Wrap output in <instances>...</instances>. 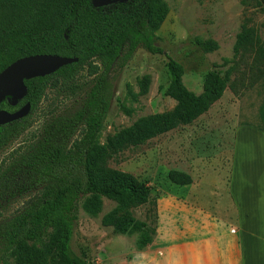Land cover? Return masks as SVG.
<instances>
[{"label":"trees","instance_id":"1","mask_svg":"<svg viewBox=\"0 0 264 264\" xmlns=\"http://www.w3.org/2000/svg\"><path fill=\"white\" fill-rule=\"evenodd\" d=\"M240 2L264 10V0ZM167 10L165 0H116L101 6L91 0H0V71L29 55L76 57L50 74L24 79L26 94L14 105L5 99L0 103L7 111L29 104L26 115L0 124V155L8 150L0 156V201L28 195L20 210L0 222V244L11 264H92L76 255L70 242L78 208L96 216L103 197L114 206L101 215L102 225L115 234L135 233L137 249L151 242L154 226L135 218L131 208L149 201L152 186L109 167L107 161L128 147L190 124L222 95L232 73V66L224 68L227 59L213 64L195 93L182 83L181 64L167 57L163 93L174 101L172 107L140 116L100 142L111 98L110 67L123 45V61L138 46L161 53L154 32ZM195 41L204 52L217 48L211 39ZM232 52L249 59L248 69L262 79L264 97V42L254 26L241 23ZM147 83V76L137 80L138 94L146 92ZM47 88L72 96L71 109L49 112L36 135L11 148L31 126V114ZM120 109L131 113L123 105ZM250 125L264 133V98L259 123ZM167 178L176 185L191 182L188 173L176 169L168 170Z\"/></svg>","mask_w":264,"mask_h":264},{"label":"rangeland","instance_id":"2","mask_svg":"<svg viewBox=\"0 0 264 264\" xmlns=\"http://www.w3.org/2000/svg\"><path fill=\"white\" fill-rule=\"evenodd\" d=\"M165 2L166 16L154 32V43L161 53L152 54L138 46L123 61V45L108 71L111 98L99 141L140 116L172 107L174 101L163 93L167 81L164 66L167 57L181 64L182 83L195 93L200 91L204 74L213 64L227 59L224 68L232 66V73L222 95L190 124L157 135L144 144L128 147L107 161L109 167L129 172L152 186L149 201L131 208V213L155 229L158 213L167 198L187 202L194 208L212 209L214 202L227 204L224 173L229 150L235 148L242 152L260 144L257 136L262 133L250 124L259 123L264 98L262 79L248 69L249 59L233 56L232 52L235 34L242 22L254 26L264 42V10L243 5L240 0ZM195 38L214 40L217 48L204 52ZM142 76H147L148 83L146 92L138 94L137 80ZM56 93L49 88L45 90L44 97L31 114V126L11 143V148L22 146L33 134L36 135L43 116L49 112L71 109L72 96L66 98L62 93ZM120 105L130 108V115H126ZM170 169L189 173L191 182L185 185L171 183L167 178ZM27 197L23 194L2 199L0 222L20 210ZM113 206V201L103 197L101 210L96 216L78 208L70 242L72 251L92 264H154L151 257L156 232L147 246L137 249L135 233L115 234L111 227L101 224V215ZM260 237H249L245 241L247 248L243 264H264V238ZM11 263L9 252L0 244V264Z\"/></svg>","mask_w":264,"mask_h":264},{"label":"crops","instance_id":"3","mask_svg":"<svg viewBox=\"0 0 264 264\" xmlns=\"http://www.w3.org/2000/svg\"><path fill=\"white\" fill-rule=\"evenodd\" d=\"M260 133L257 138L262 140L254 149L229 150L226 205L214 202L212 209H205L165 200L155 229L154 264H243L245 241L264 238V133Z\"/></svg>","mask_w":264,"mask_h":264},{"label":"water","instance_id":"4","mask_svg":"<svg viewBox=\"0 0 264 264\" xmlns=\"http://www.w3.org/2000/svg\"><path fill=\"white\" fill-rule=\"evenodd\" d=\"M94 6H101L116 0H91ZM76 57H65L51 54H36L21 57L11 62L0 71V103L5 99L14 105L26 94L24 79L50 74L59 67L75 62ZM29 111L25 102L13 111L0 109V124L21 118Z\"/></svg>","mask_w":264,"mask_h":264}]
</instances>
